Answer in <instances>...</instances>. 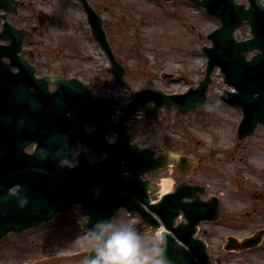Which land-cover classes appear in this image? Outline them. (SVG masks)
Masks as SVG:
<instances>
[{
  "label": "water",
  "instance_id": "95a60500",
  "mask_svg": "<svg viewBox=\"0 0 264 264\" xmlns=\"http://www.w3.org/2000/svg\"><path fill=\"white\" fill-rule=\"evenodd\" d=\"M187 1L204 9L220 25L206 36L210 46L201 49L207 58L202 80L184 93L167 94L160 89L130 90L123 81L126 70L114 54L103 19L87 0H78L91 36L110 62L107 72L130 90L128 97L117 101L94 97L77 79H37L22 47L29 32L7 21V14H18L20 0H0V240L9 233L48 223L57 213L74 206L87 216L81 224L86 231L98 222L112 221L115 213L124 209L127 214L137 213L145 226H163L159 256L164 264H212L205 243L194 236L200 223L218 219L219 202L205 187L187 180L198 159L170 148L158 153L139 147L131 142L127 123L138 108L146 121L162 108H174L179 115L199 108L206 101L211 76L218 68L224 83L236 91L224 90L221 99L238 105L242 112L238 140L251 136L258 125L264 127V6L261 0H246L248 7L234 0ZM46 17L38 18L40 25ZM242 26L250 28L252 37L238 41L234 33ZM12 68L17 71L12 72ZM49 80L57 85L53 93L47 90ZM62 84L70 91H59ZM66 103L75 106L69 118L59 109ZM116 111L121 114L113 121L110 117ZM88 122L95 125L92 134L84 132ZM104 123H109L106 128ZM106 133L115 141L108 143ZM31 143L35 148L28 154L25 148ZM90 150L105 157L90 165L86 159ZM171 161L183 179L173 192L152 203L159 185L146 179L145 174L158 172ZM263 236L264 231H258L241 242L228 237L225 249L253 248ZM92 254L90 251L88 256Z\"/></svg>",
  "mask_w": 264,
  "mask_h": 264
},
{
  "label": "rangeland",
  "instance_id": "374dc122",
  "mask_svg": "<svg viewBox=\"0 0 264 264\" xmlns=\"http://www.w3.org/2000/svg\"><path fill=\"white\" fill-rule=\"evenodd\" d=\"M88 1L104 19L116 57L126 68L124 82L131 90L157 88L179 94L202 80L206 57L201 48L210 45L206 36L219 27L203 9L187 0ZM235 2L247 6L246 0ZM41 12L49 18L38 26ZM8 19L16 27L32 31L23 46L29 62L41 67L42 73L79 78L97 93L128 96L126 89L105 74L108 61L90 36L76 0H22L19 15ZM249 37V27L235 32L237 40ZM224 90L232 88L215 69L201 107L183 116L173 108L163 109L148 123L133 120L129 132L141 146L170 148L198 159L188 181L204 186L219 202L218 219L201 223L197 233L213 264H264V237L252 249H224L228 237L242 241L264 231V127L258 126L252 136L238 140L241 113L221 99ZM148 178L166 191L182 180L174 168L148 174ZM85 220L80 212L71 210L32 230L8 234L0 240V264H83L91 251L89 242L81 239L85 233L79 224ZM113 222L133 226L144 247L161 249L159 232L143 227L138 215L121 210Z\"/></svg>",
  "mask_w": 264,
  "mask_h": 264
},
{
  "label": "clouds",
  "instance_id": "9594fccd",
  "mask_svg": "<svg viewBox=\"0 0 264 264\" xmlns=\"http://www.w3.org/2000/svg\"><path fill=\"white\" fill-rule=\"evenodd\" d=\"M81 239L89 242L93 253L84 258L83 264H164L160 247H144L140 234L129 224L101 221Z\"/></svg>",
  "mask_w": 264,
  "mask_h": 264
},
{
  "label": "flooded vegetation",
  "instance_id": "af4514ba",
  "mask_svg": "<svg viewBox=\"0 0 264 264\" xmlns=\"http://www.w3.org/2000/svg\"><path fill=\"white\" fill-rule=\"evenodd\" d=\"M20 3H22V1L20 2ZM9 20V19H8ZM0 25H1V21H0ZM31 65L32 66H34V68H35V77L37 78V79H40V78H42V77H44V76H50V77H54V76H62V77H64L65 79H70V78H74V77H72V76H69V77H67L66 75H64V74H61V73H42V71H41V67H39V66H37V65H34V64H32L31 63ZM17 70L15 69V68H12V72H16ZM81 81H83L86 85V87L88 88V89H90V90H94V88L93 87H90L89 86V84H88V82L87 81H84V80H81ZM47 90H48V92H50V93H53V92H55L56 90H57V85H56V83L55 82H53V81H51V80H49L48 81V83H47ZM61 90H68V91H70V89L68 88V87H66L65 85H61L60 87H59V91H61ZM67 105H65V106H62L61 107V105H60V111H62V113L66 116V117H70V116H72V113H73V110L75 109V106H73V104L72 103H66ZM71 110V111H70ZM76 114V113H75ZM77 124H79V122L77 123ZM109 123H104L103 124V128H106L107 127V125H108ZM95 131V125L92 123V122H88L86 125H85V128H84V132L86 133V134H92L93 132ZM105 139H106V141L107 142H109L110 141V135H109V133H106L105 134ZM35 148V143H31L30 145H28L26 148H25V152L26 153H28V154H31L32 152H33V149ZM104 154L103 153H100V152H98V151H96V150H90L89 151V153H88V157H87V159H88V161L92 164V163H94V162H96L97 160H99V159H101V158H104ZM149 174H154V173H149Z\"/></svg>",
  "mask_w": 264,
  "mask_h": 264
},
{
  "label": "bare ground",
  "instance_id": "6f19581e",
  "mask_svg": "<svg viewBox=\"0 0 264 264\" xmlns=\"http://www.w3.org/2000/svg\"><path fill=\"white\" fill-rule=\"evenodd\" d=\"M168 191H166V188L165 187H162V193H166Z\"/></svg>",
  "mask_w": 264,
  "mask_h": 264
}]
</instances>
